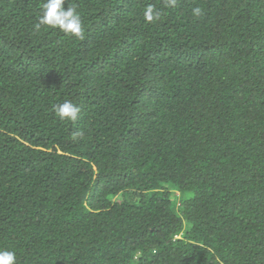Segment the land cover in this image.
<instances>
[{"label": "trees", "instance_id": "obj_1", "mask_svg": "<svg viewBox=\"0 0 264 264\" xmlns=\"http://www.w3.org/2000/svg\"><path fill=\"white\" fill-rule=\"evenodd\" d=\"M43 2L0 0V249L264 264V0H65L82 40Z\"/></svg>", "mask_w": 264, "mask_h": 264}, {"label": "clouds", "instance_id": "obj_2", "mask_svg": "<svg viewBox=\"0 0 264 264\" xmlns=\"http://www.w3.org/2000/svg\"><path fill=\"white\" fill-rule=\"evenodd\" d=\"M178 0H165V7L175 8ZM65 0H44L41 7L43 14L39 17L38 22L34 25L36 31L41 26L50 29H59L65 35L73 36L77 39L84 38V27L80 13L75 6L65 8ZM161 13L154 9V6L148 5L144 12V19L151 23L160 19ZM193 17L200 18L205 15L201 7H195L192 10ZM55 114L60 120L75 122L78 119L80 108L70 101L53 105ZM82 135V133H78ZM0 264H16V254L9 250L0 249Z\"/></svg>", "mask_w": 264, "mask_h": 264}, {"label": "rangeland", "instance_id": "obj_3", "mask_svg": "<svg viewBox=\"0 0 264 264\" xmlns=\"http://www.w3.org/2000/svg\"><path fill=\"white\" fill-rule=\"evenodd\" d=\"M178 194V193H177Z\"/></svg>", "mask_w": 264, "mask_h": 264}]
</instances>
